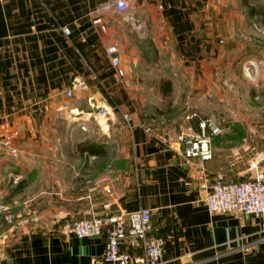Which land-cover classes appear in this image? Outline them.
<instances>
[{
    "label": "crops",
    "instance_id": "obj_1",
    "mask_svg": "<svg viewBox=\"0 0 264 264\" xmlns=\"http://www.w3.org/2000/svg\"><path fill=\"white\" fill-rule=\"evenodd\" d=\"M112 1H0V202L15 219L0 232V264H105L104 231L79 238L66 226L104 213L106 202L109 212L150 209L152 234L166 240L162 264H264L261 218L210 215L205 205L216 173L241 181L253 162L264 172V79L249 67L264 58V20L242 12L248 0H126V11L105 9ZM150 55L166 60L190 114L148 112L153 71L165 75ZM99 102L114 109L105 130L91 114ZM192 115L221 130L210 159L183 156L177 130L163 126L180 129ZM86 140L104 142L105 156L80 155Z\"/></svg>",
    "mask_w": 264,
    "mask_h": 264
},
{
    "label": "built area",
    "instance_id": "obj_2",
    "mask_svg": "<svg viewBox=\"0 0 264 264\" xmlns=\"http://www.w3.org/2000/svg\"><path fill=\"white\" fill-rule=\"evenodd\" d=\"M1 1V0H0ZM105 9L113 8L117 11H126L128 4L126 0H113L104 6ZM134 28L140 35L144 34V25L141 21L135 20ZM60 29L66 35L70 33L67 26ZM223 40H220V42ZM108 51L111 55V64L118 65L120 62V46L112 44ZM251 68H256L259 78L264 79V58L259 59ZM250 72V69H245ZM70 97L72 90H66ZM92 115L98 126L105 130L104 124H108L110 114L114 109L105 102L94 105ZM191 117H187L189 119ZM122 119L130 123V116L122 114ZM105 126V127H106ZM147 131L151 129L145 127ZM219 126L213 124L209 119H202L195 129L190 123L181 125L175 141L181 146L183 156L186 158H199L207 160L212 157L213 138L220 133ZM16 155L15 150H11ZM96 156L90 155L89 159ZM262 159V158H261ZM251 175L241 181H227L222 173H216L209 184L205 196V205L210 215L214 214H242L261 218L259 229L264 232V172L257 167V163L249 164ZM105 189L109 191L106 187ZM104 213L94 215L90 218L71 220L66 226L69 234L76 237H92L105 232V244L102 253V260L105 264H162L165 251V238L152 234L151 211L148 208H139L131 212H109L110 203L103 204ZM13 223L14 215L10 212L9 206L0 202V220ZM124 242L130 246L139 248L143 254L139 258H133L123 248Z\"/></svg>",
    "mask_w": 264,
    "mask_h": 264
},
{
    "label": "rangeland",
    "instance_id": "obj_3",
    "mask_svg": "<svg viewBox=\"0 0 264 264\" xmlns=\"http://www.w3.org/2000/svg\"><path fill=\"white\" fill-rule=\"evenodd\" d=\"M248 1L250 3H253V5L261 4L259 0H257L258 2H255V0H248ZM240 9H242V8L240 7ZM242 12H244L245 15H247V9L246 8H243ZM263 20L264 19L261 16H255L253 18V21L258 22V23H262ZM255 25L258 26L257 24H255ZM222 36H223V34H222ZM220 40H223V41L220 42ZM218 43L223 45L224 38L222 37L221 39H219ZM150 58H151V61L154 63V66H159L162 68V70L165 74V75H163V77L170 78V75H168L167 71H165V68L166 69L168 68L166 65V60H164L162 58L160 59L157 56H153V55H150ZM158 61H159V63H158ZM153 74H154V76L152 78V84L150 85V87L153 86V89H151V90L149 89L148 91H146V96H148V98H150V100L153 101V103L151 104L152 108L150 111L148 110V112L150 114H171L173 116H175V114H178V115L179 114H187V113L190 114L191 113V107H189L187 104L186 105L183 104L184 100H185V96L187 95L186 94L187 92L185 93L184 91H182V88L177 86L176 84L175 85L172 84V92L170 93L169 96L164 97V96L160 95L162 101H158L159 95H158V91H157L158 87L156 85V82L158 79L156 77H157V75L159 76L161 73L159 71L156 72L154 70ZM166 75L168 77H166ZM187 89H189V88L188 87L185 88L186 91H187ZM183 90H184V88H183ZM190 90H191V88H190ZM189 94L191 95V92H189ZM169 107H170V112L167 113L166 109H169ZM187 107H188V109H186ZM189 110H190V112H186ZM77 113L78 112H75L74 114H77ZM91 114H92V112H91ZM169 123H170L169 126L167 124H163V126L164 127L166 126V128L169 130L170 129L175 130V133H176V130L178 132L179 127L177 126L176 121L173 122L171 120ZM103 126L105 129H107V127H105L106 124H104ZM101 143L105 145L104 142H101ZM85 155L88 156V154H85ZM242 179H245V177ZM4 222L8 223V224H5ZM0 223H1L0 224V232H1V231H5L7 229H11V226H13L15 224V219H14L13 223H9V222H6L5 220L1 219Z\"/></svg>",
    "mask_w": 264,
    "mask_h": 264
},
{
    "label": "trees",
    "instance_id": "obj_4",
    "mask_svg": "<svg viewBox=\"0 0 264 264\" xmlns=\"http://www.w3.org/2000/svg\"><path fill=\"white\" fill-rule=\"evenodd\" d=\"M247 9V16L249 17H255V16H263L264 14V4H256V5H248L246 6ZM157 87L160 92V94L164 97H167L170 95L172 92V81L169 78L165 77H159L157 80ZM167 113L170 112V107L169 109H166ZM205 118L200 117L199 115H192L190 119V124L197 129L198 128V122L199 120H202ZM105 145L102 143H98L93 140H86L84 142L78 143L77 144V152L80 155L88 154L89 155H94L96 157H104L106 154V148L104 147ZM5 223V222H4ZM8 224V223H5Z\"/></svg>",
    "mask_w": 264,
    "mask_h": 264
}]
</instances>
